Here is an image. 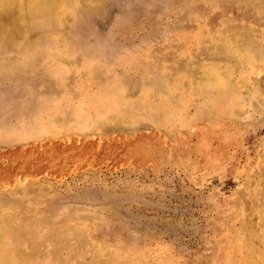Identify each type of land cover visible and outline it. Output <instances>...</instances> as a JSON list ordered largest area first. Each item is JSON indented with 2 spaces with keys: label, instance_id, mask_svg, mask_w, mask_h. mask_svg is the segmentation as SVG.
Here are the masks:
<instances>
[{
  "label": "rangeland",
  "instance_id": "rangeland-1",
  "mask_svg": "<svg viewBox=\"0 0 264 264\" xmlns=\"http://www.w3.org/2000/svg\"><path fill=\"white\" fill-rule=\"evenodd\" d=\"M43 6L0 39V227L64 264H264V0Z\"/></svg>",
  "mask_w": 264,
  "mask_h": 264
},
{
  "label": "bare ground",
  "instance_id": "bare-ground-1",
  "mask_svg": "<svg viewBox=\"0 0 264 264\" xmlns=\"http://www.w3.org/2000/svg\"><path fill=\"white\" fill-rule=\"evenodd\" d=\"M46 0H0V23L4 20L6 21V19H8V22L10 23V25L7 27L8 29H2L0 28V39L3 37L1 35H7L8 32H13L16 31V28L18 27L17 25H20L22 23H20L19 21L17 22L16 19L17 18H24V16H22L24 13L20 14L19 17L16 16L15 19L12 18L11 13L13 11L16 10H20V8L23 10L24 9L26 11H32L34 13L39 12L41 9H43V4L45 3ZM91 0H79V6L78 7H83L85 3L89 2ZM95 1V0H94ZM260 1V0H259ZM257 3V2H256ZM91 4V3H90ZM70 5V4H69ZM258 5V4H257ZM43 6V7H42ZM87 6V5H86ZM64 7L63 3H61L58 6V9L60 12H64V9L62 8ZM50 9V7H49ZM87 9V8H86ZM85 9V10H86ZM12 10V12H11ZM82 10V9H81ZM83 8V11H85ZM22 12V11H21ZM31 12V13H32ZM28 14V13H26ZM225 14V13H224ZM40 15V14H39ZM230 15V14H229ZM50 17V16H49ZM71 18V17H70ZM25 19V18H24ZM224 19V18H223ZM56 20V19H55ZM59 20V19H58ZM32 21V20H31ZM61 21V20H60ZM65 21V20H63ZM227 24V23H226ZM2 25V23H1ZM0 25V26H1ZM212 27V26H211ZM226 27V26H225ZM228 27V26H227ZM226 27V28H227ZM224 30V29H223ZM228 30V29H226ZM220 32V31H219ZM222 34V32L220 33ZM8 36V35H7ZM6 36V37H7ZM222 36V35H221ZM10 37V36H9ZM13 37V36H12ZM248 37V36H247ZM246 37V38H247ZM239 38V37H238ZM13 39V38H12ZM248 39V38H247ZM246 39V40H247ZM6 40V39H5ZM0 40V42H8V45L10 42H12V40ZM21 40V39H20ZM219 40V39H218ZM228 40V39H227ZM240 40V39H239ZM243 40V39H242ZM222 41V40H221ZM220 41V42H221ZM225 41V40H224ZM235 42V41H234ZM219 43V42H218ZM224 43V42H223ZM237 43V42H236ZM235 43V46H236ZM242 43V42H241ZM21 44V43H20ZM216 44V43H215ZM225 44V43H224ZM246 44V43H245ZM249 44V43H248ZM253 45V44H252ZM10 46V45H9ZM216 46V45H215ZM231 46V45H230ZM251 47V46H250ZM211 50V49H210ZM234 51H236L234 49ZM209 52V51H208ZM217 53V52H216ZM231 54V53H230ZM238 54V53H237ZM243 54V53H242ZM244 55V54H243ZM248 56V55H247ZM238 57V56H237ZM249 57V56H248ZM215 58V57H214ZM244 59V58H243ZM214 61V60H213ZM212 61V62H213ZM238 61V60H237ZM251 61V60H250ZM199 63V62H198ZM260 63V62H259ZM249 64V63H248ZM194 65V64H193ZM262 65V64H261ZM247 66V65H246ZM192 67V66H191ZM255 67V66H254ZM195 68V67H194ZM196 69V68H195ZM218 69V68H217ZM256 69V68H255ZM264 69V68H263ZM213 70V69H211ZM244 70V69H243ZM210 72V70H209ZM249 72V71H248ZM216 73V71H215ZM218 73V72H217ZM211 74V73H210ZM213 75V74H212ZM218 75V74H217ZM254 76V75H253ZM229 76L227 74H219L218 76H216V81H226L224 82V86H229L230 83V79L228 78ZM192 78V77H191ZM245 78V76H244ZM246 79H248L246 77ZM258 82L260 84V87L262 88L263 92H264V76L261 78H258ZM246 81V80H245ZM244 81V82H245ZM236 82V81H235ZM241 84V83H239ZM256 84V83H255ZM231 87V86H230ZM248 87V86H247ZM257 90V89H256ZM240 91V90H239ZM238 93V92H237ZM247 96V95H246ZM249 96V95H248ZM240 97V96H239ZM242 98H240L241 100ZM253 99V98H252ZM244 101V100H243ZM246 101V100H245ZM251 102V101H250ZM248 103V101L246 102ZM264 103V102H263ZM24 191V190H23ZM11 192V191H10ZM26 192V191H25ZM3 193V192H1ZM9 193V192H8ZM30 193V192H29ZM4 195V194H2ZM9 198V197H8ZM24 199V198H23ZM15 200V199H14ZM17 201V200H16ZM22 201V200H21ZM5 202V201H4ZM7 203V202H6ZM32 203V202H31ZM34 203V202H33ZM3 204V203H2ZM7 205V204H6ZM13 205V203H12ZM23 205V204H22ZM44 206V205H43ZM264 207V206H263ZM37 208V207H36ZM23 210V209H22ZM34 210V209H33ZM2 211V210H1ZM40 211V210H39ZM42 211V210H41ZM14 212H16L14 210ZM43 212V211H42ZM35 213V212H34ZM6 214V213H5ZM14 215V214H13ZM55 215V214H54ZM58 215V214H57ZM5 216V215H4ZM26 216V215H25ZM44 216V215H43ZM3 217V216H2ZM8 217V216H7ZM18 218V217H17ZM54 218V217H53ZM255 218V217H254ZM257 218V217H256ZM48 219V218H47ZM55 219V218H54ZM76 219V218H74ZM4 220V219H3ZM44 220V219H42ZM25 221V220H24ZM45 221V220H44ZM100 221V220H99ZM242 221V220H241ZM28 222V221H27ZM65 222V221H64ZM3 223H7V222H3ZM29 223V222H28ZM50 223V222H48ZM56 223V222H55ZM75 223V222H74ZM20 224V223H19ZM100 224V223H99ZM7 225V224H6ZM4 225V226H6ZM49 225V224H48ZM73 225V224H72ZM80 225V224H79ZM22 226V225H21ZM27 226V225H26ZM76 226V225H74ZM91 226V225H90ZM106 226V225H105ZM66 227V226H65ZM78 227V226H76ZM75 227V228H76ZM83 227V226H82ZM86 227V226H85ZM96 227V226H95ZM4 228V227H3ZM2 227H0V264H35L36 262H40L41 264H64L58 259V257L55 259V255L53 256L52 254L49 253H44V249H42L41 247H39L37 244H33L34 248H27L24 247V242H22L19 238H17L15 233H11L12 231H7L6 228L3 229ZM11 228V227H10ZM16 228V227H15ZM14 228V229H15ZM53 228V227H51ZM97 228V227H96ZM78 229V228H76ZM88 229V228H87ZM86 229V230H87ZM98 229V228H97ZM12 230V229H11ZM17 230V229H16ZM24 230V229H23ZM46 230V229H45ZM54 230V229H53ZM70 230V229H69ZM101 231V230H100ZM242 231V230H241ZM20 232V231H19ZM38 232V231H37ZM41 232V231H40ZM243 232V231H242ZM18 233V232H17ZM68 233V232H67ZM70 233V232H69ZM71 234V233H70ZM240 234V233H239ZM26 235V234H25ZM28 235V234H27ZM87 235V234H86ZM97 235V234H96ZM248 235V234H247ZM63 236V235H62ZM234 236V235H233ZM35 237V236H34ZM89 237V236H88ZM94 237V236H93ZM26 238V237H25ZM123 238V237H122ZM247 238V237H246ZM24 239V238H23ZM29 239V237H28ZM120 239V238H119ZM93 240V239H92ZM125 240V239H123ZM40 241V240H39ZM87 241V240H86ZM86 241H82V243L80 244V246L83 244L84 246V251L80 252V254H77L75 257H73V260L71 263L68 264H147L145 262H142V258L145 257V253L143 254L142 252H139L137 249H133L132 252L129 254V260H121V261H116V259L118 258L116 255V252L119 250L118 247H112L111 250L110 248L103 242H101L100 240H94V244H89L86 243ZM116 241V240H115ZM30 242V241H29ZM73 242V241H72ZM121 242V241H120ZM127 242V241H126ZM136 242V241H135ZM221 242V241H220ZM223 242V241H222ZM225 242V241H224ZM258 242V241H257ZM46 243V242H45ZM71 243V242H70ZM140 243V242H139ZM147 243V242H146ZM238 243V242H237ZM236 243V244H237ZM32 244V243H31ZM136 244V243H135ZM145 244V243H144ZM143 244V245H144ZM226 244V243H225ZM239 244V243H238ZM258 244V243H257ZM58 245V243H57ZM113 245V244H112ZM122 245V244H121ZM120 245V246H121ZM72 246V245H71ZM119 246V247H120ZM128 246V245H127ZM48 247V246H47ZM69 247V246H68ZM123 247V246H122ZM129 247V246H128ZM127 247V248H128ZM139 247V246H137ZM149 247V246H148ZM223 247V246H222ZM121 248V247H120ZM140 248V247H139ZM150 248V247H149ZM124 249V248H122ZM121 249V250H122ZM131 249V248H130ZM238 249V247H237ZM46 250V249H45ZM140 250V249H139ZM148 250V249H147ZM238 251H240L238 249ZM48 252V251H47ZM253 252V250H251V253ZM241 254V253H240ZM89 255L91 257V261L88 262L85 260V256ZM263 255V254H262ZM244 256V255H242ZM262 257V256H261ZM264 257V256H263ZM164 258V257H163ZM162 258V259H163ZM244 258V257H243ZM257 260V258H255ZM146 260V259H145ZM157 260V259H156ZM167 260V258H166ZM255 260V261H256ZM153 261V260H151ZM164 261V260H161ZM147 262V261H146ZM260 262V261H257ZM264 262V260H263ZM166 263V261H165ZM164 263V264H165ZM162 264V263H161ZM169 264V263H168Z\"/></svg>",
  "mask_w": 264,
  "mask_h": 264
}]
</instances>
